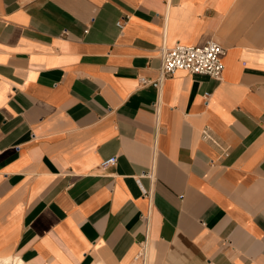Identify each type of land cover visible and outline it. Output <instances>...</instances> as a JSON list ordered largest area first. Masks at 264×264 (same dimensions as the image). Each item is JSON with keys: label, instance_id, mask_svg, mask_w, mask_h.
Listing matches in <instances>:
<instances>
[{"label": "crops", "instance_id": "0c3cea01", "mask_svg": "<svg viewBox=\"0 0 264 264\" xmlns=\"http://www.w3.org/2000/svg\"><path fill=\"white\" fill-rule=\"evenodd\" d=\"M209 40L221 81L139 85L160 47ZM10 258L264 264V0H0Z\"/></svg>", "mask_w": 264, "mask_h": 264}, {"label": "built area", "instance_id": "2783aa9c", "mask_svg": "<svg viewBox=\"0 0 264 264\" xmlns=\"http://www.w3.org/2000/svg\"><path fill=\"white\" fill-rule=\"evenodd\" d=\"M117 26L121 27V23L118 22ZM223 55V47L214 40H209L201 46H188L179 43L172 47L162 46L159 48L160 68L158 79L150 80L141 77L139 78V85L141 87L151 85L159 88L161 81L172 78L178 72H184L187 75H204L215 81H221L224 70ZM205 97H207L206 94ZM201 134L204 139L213 141L208 128L203 129ZM114 165H116V157H111L103 161L99 167L106 169ZM8 264H17V259L10 258Z\"/></svg>", "mask_w": 264, "mask_h": 264}, {"label": "bare ground", "instance_id": "6f19581e", "mask_svg": "<svg viewBox=\"0 0 264 264\" xmlns=\"http://www.w3.org/2000/svg\"><path fill=\"white\" fill-rule=\"evenodd\" d=\"M5 264H8V261L4 262ZM17 264H23L20 260H17Z\"/></svg>", "mask_w": 264, "mask_h": 264}]
</instances>
